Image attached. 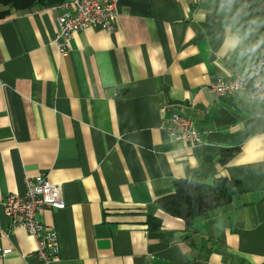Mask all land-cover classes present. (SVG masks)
Returning a JSON list of instances; mask_svg holds the SVG:
<instances>
[{"label":"crops","instance_id":"0c3cea01","mask_svg":"<svg viewBox=\"0 0 264 264\" xmlns=\"http://www.w3.org/2000/svg\"><path fill=\"white\" fill-rule=\"evenodd\" d=\"M65 1L0 19V199L39 173L63 184L66 207L40 213L59 235L51 264H264V102L209 90L262 57L264 0H120L116 30L79 32L64 57ZM173 110L202 144L171 141ZM218 178L242 191L191 225L158 208L177 181ZM0 228V264H47L3 206Z\"/></svg>","mask_w":264,"mask_h":264},{"label":"built area","instance_id":"2783aa9c","mask_svg":"<svg viewBox=\"0 0 264 264\" xmlns=\"http://www.w3.org/2000/svg\"><path fill=\"white\" fill-rule=\"evenodd\" d=\"M120 0H67L58 7L62 10L57 18V47L62 56L71 50L72 40L81 31L90 27H99L113 33L117 27ZM258 47L262 53L245 75L238 74L228 80L218 75L210 84L209 90L218 94H233L250 90V98L264 102V48ZM165 128L171 141L181 142L195 147L203 143V133L195 123L176 110L166 122ZM0 206L10 218L15 228H25L37 241L36 255L47 264L60 259L59 235L55 227L46 226L40 219L45 208L64 209V187L61 183H53L48 174L39 173L35 178L26 179L24 195L10 194L0 199ZM5 236L0 228V240ZM7 249L4 253H10Z\"/></svg>","mask_w":264,"mask_h":264},{"label":"trees","instance_id":"16d2710c","mask_svg":"<svg viewBox=\"0 0 264 264\" xmlns=\"http://www.w3.org/2000/svg\"><path fill=\"white\" fill-rule=\"evenodd\" d=\"M42 2L45 0H0V6H4V9L0 8V19L8 16L10 9L29 10ZM241 191V185L228 178H218L213 184L180 180L176 183L175 192L160 197L157 205L168 214L191 225L197 217L229 204L233 196ZM148 225L150 232L155 233L159 232L162 222L150 215Z\"/></svg>","mask_w":264,"mask_h":264},{"label":"rangeland","instance_id":"374dc122","mask_svg":"<svg viewBox=\"0 0 264 264\" xmlns=\"http://www.w3.org/2000/svg\"><path fill=\"white\" fill-rule=\"evenodd\" d=\"M0 8L4 9V6H0ZM9 8H10V7H9ZM32 8H33V7H31V9H32ZM5 9H6V8H5ZM13 9H14V10H17L16 8H13ZM11 10H12V9H10V13H11ZM17 11H24V10H17ZM10 13H9V14H10Z\"/></svg>","mask_w":264,"mask_h":264}]
</instances>
